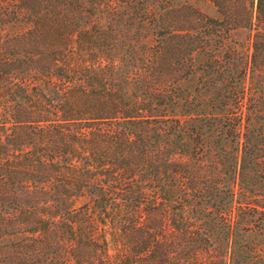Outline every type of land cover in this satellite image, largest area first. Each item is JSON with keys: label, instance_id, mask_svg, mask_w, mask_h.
I'll use <instances>...</instances> for the list:
<instances>
[{"label": "trees", "instance_id": "1", "mask_svg": "<svg viewBox=\"0 0 264 264\" xmlns=\"http://www.w3.org/2000/svg\"><path fill=\"white\" fill-rule=\"evenodd\" d=\"M252 182L264 0H0V264H257Z\"/></svg>", "mask_w": 264, "mask_h": 264}, {"label": "rangeland", "instance_id": "2", "mask_svg": "<svg viewBox=\"0 0 264 264\" xmlns=\"http://www.w3.org/2000/svg\"><path fill=\"white\" fill-rule=\"evenodd\" d=\"M194 6L199 7L202 11L207 13L212 18H217L218 14L215 10V8L207 3L204 2H193ZM29 28L26 24H11L4 27V32L8 34H15V33H22L25 32ZM232 45L238 49L242 53L250 54L252 52L251 49V33L247 30H238L233 33L232 35ZM144 43H146L148 46L152 45L153 43V37L152 35H148V38L143 40ZM196 84V82L194 83ZM206 111L209 113H212L209 108H206ZM186 145V144H185ZM243 171V168H242ZM249 173V171H246V174ZM253 183V182H252ZM253 192L256 193V198H259V193L261 191L264 192V184L262 183H253ZM237 195L236 200H240L242 204L252 203L250 198H255L254 194L251 193V191H248L241 187H236L235 189ZM252 198L253 201H255ZM260 200V199H259ZM253 204V203H252ZM250 241H253V245L256 248V257L258 259L257 264H264V229L259 230L255 229L253 233L248 235V238Z\"/></svg>", "mask_w": 264, "mask_h": 264}]
</instances>
